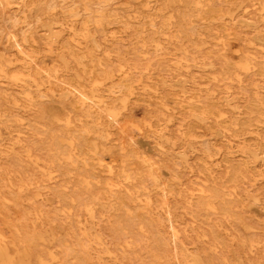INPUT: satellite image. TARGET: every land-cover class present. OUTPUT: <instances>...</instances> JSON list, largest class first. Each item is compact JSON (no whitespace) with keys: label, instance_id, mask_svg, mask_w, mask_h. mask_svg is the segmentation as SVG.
I'll return each instance as SVG.
<instances>
[{"label":"rangeland","instance_id":"obj_1","mask_svg":"<svg viewBox=\"0 0 264 264\" xmlns=\"http://www.w3.org/2000/svg\"><path fill=\"white\" fill-rule=\"evenodd\" d=\"M0 264H264V0H0Z\"/></svg>","mask_w":264,"mask_h":264},{"label":"bare ground","instance_id":"obj_2","mask_svg":"<svg viewBox=\"0 0 264 264\" xmlns=\"http://www.w3.org/2000/svg\"><path fill=\"white\" fill-rule=\"evenodd\" d=\"M194 4V3H193ZM71 6V5H70ZM73 6H74V4H73ZM101 7H102V5H101ZM72 8V7H71ZM74 9V8H73ZM102 9H104V8H102ZM79 11V10H78ZM74 12H76V11H74ZM100 12V11H99ZM102 12V11H101ZM105 12V11H104ZM106 12H108L107 10H106ZM79 13V12H78ZM85 13H88V12H85ZM85 13H83V14H85ZM41 14V13H40ZM67 14V13H66ZM91 14V13H90ZM89 14V15H90ZM93 14V13H92ZM102 14H103V12H102ZM99 15V14H98ZM105 15V14H104ZM108 15V14H107ZM110 15V14H109ZM108 15V16H109ZM68 16V15H67ZM74 16H78L77 14L75 15V13H74ZM108 16H107V18H108ZM38 17H40V15L38 16ZM87 17V16H86ZM96 17V16H95ZM25 18V17H24ZM103 18V17H102ZM35 19V18H34ZM37 19V18H36ZM85 19V18H84ZM101 19V18H100ZM86 20V19H85ZM85 20H84V22H85ZM90 20V19H89ZM36 21V20H35ZM91 21V20H90ZM103 21V20H102ZM89 22V21H88ZM106 22V21H105ZM109 22V21H108ZM29 23V22H28ZM28 23H27V25H28ZM87 23V22H86ZM26 24V23H25ZM29 29V28H28ZM27 29V30H28ZM26 37V36H25ZM24 38V37H23ZM16 40V39H15ZM18 40V39H17ZM24 40V39H23ZM15 42H17V41H15ZM18 43H20V42H18ZM21 44V43H20ZM23 44V43H22ZM21 44V45H22ZM25 44V43H24ZM16 46V45H15ZM18 48H19V50H20V47L18 46ZM24 49H25V47H24ZM23 50V49H22ZM25 51V50H24ZM27 51V50H26ZM17 54V53H16ZM24 54V53H23ZM25 54H26V52H25ZM17 56V55H16ZM23 59V58H22ZM21 60V59H20ZM22 61V60H21ZM25 65V64H24ZM26 66V65H25ZM24 66V67H25ZM19 69H21L22 70V68H20V67H18ZM18 69V70H19ZM27 69H25V71H26ZM29 70V69H28ZM34 69H32V71H33ZM20 71V70H19ZM18 71V72H19ZM24 72V71H23ZM26 72H28V74H29V71H26ZM22 73V72H21ZM25 73V72H24ZM14 74H16V73H14ZM17 74H19V73H17ZM27 74V73H26ZM26 74H24V75H26ZM27 74V75H28ZM20 79H22V78H20ZM34 79V78H33ZM20 81V80H19ZM28 81V80H27ZM26 81V82H27ZM35 81V80H34ZM22 82V81H21ZM31 82V81H30ZM28 83V82H27ZM32 84V83H31ZM39 84V83H38ZM25 86H28V85H26L25 84ZM24 87V86H23ZM31 87V86H30ZM35 87V86H34ZM24 89H25V87H24ZM23 90V89H22ZM22 90H21V92H22ZM28 90V89H27ZM26 90V91H27ZM31 90H32V88H31ZM35 90H36V88H35ZM33 91V90H32ZM32 91H31V93H32ZM42 91V90H41ZM29 92V91H28ZM34 92V91H33ZM37 93H39V91L37 92ZM33 94H35L36 95V93L34 92ZM79 94V93H78ZM38 96V95H37ZM41 96V95H40ZM78 96H80V95H78ZM29 97V96H28ZM76 97V96H75ZM75 99V98H74ZM86 99V98H85ZM78 100V99H77ZM88 100V99H87ZM75 103V102H74ZM81 106H84V102L83 101H81ZM88 106V105H87ZM86 107V106H85ZM80 108V107H79ZM84 108V107H83ZM90 108V107H89ZM86 109V108H85ZM83 111H85V110H83ZM88 111V110H87ZM94 112V111H93ZM95 114V113H94ZM86 115V114H85ZM89 115V114H88ZM90 115H91V112H90ZM99 116V115H98ZM100 116H101V114H100ZM91 118V117H90ZM103 118V116L101 117V119ZM92 120H94V119H92ZM98 125V124H97ZM100 126V125H99ZM95 129V128H94ZM171 232V231H170ZM173 250V249H172Z\"/></svg>","mask_w":264,"mask_h":264}]
</instances>
